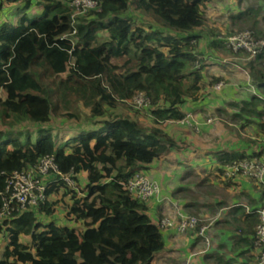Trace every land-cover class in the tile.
<instances>
[{
	"label": "trees",
	"instance_id": "16d2710c",
	"mask_svg": "<svg viewBox=\"0 0 264 264\" xmlns=\"http://www.w3.org/2000/svg\"><path fill=\"white\" fill-rule=\"evenodd\" d=\"M70 1L0 0V11L9 4L5 14L14 18L0 20V191L8 175L44 157L54 158L60 174L46 193H59L53 204L0 222V264H152L164 250L159 220L153 222L148 206L124 185L171 151L185 149L164 130L165 123L183 119V106L221 81L206 82L209 60L201 58L195 35L204 24L202 9L214 0H93L95 9L77 15ZM258 13L250 9L238 19H252L253 37L263 41L254 22ZM212 46L225 51L219 42ZM246 64L256 95L230 103L236 110L231 119L264 134V46ZM137 94L148 100L141 112L152 126L131 117L141 116L130 103ZM119 107L130 115L114 114ZM58 116L72 122L71 138L52 135L51 118ZM260 145L249 153L217 154L215 177L231 183L223 178L224 168L259 159ZM68 174L77 191L62 181ZM62 202L65 225L37 219L51 217ZM190 207L199 215L200 206ZM235 212L214 222L233 233L230 256L209 255L207 264H256L258 215L240 207ZM198 220L194 233L207 224Z\"/></svg>",
	"mask_w": 264,
	"mask_h": 264
},
{
	"label": "crops",
	"instance_id": "0c3cea01",
	"mask_svg": "<svg viewBox=\"0 0 264 264\" xmlns=\"http://www.w3.org/2000/svg\"><path fill=\"white\" fill-rule=\"evenodd\" d=\"M213 3V2H211ZM209 3V4H211ZM206 4L205 6H207ZM251 9V8H250ZM248 10V9H247ZM245 10V11H247ZM256 10V9H255ZM259 10V8L257 9ZM35 11V10H34ZM33 12H30L31 14H34ZM242 14V13H241ZM240 15V14H239ZM195 35L198 36V50L200 53H202L201 58L207 59L210 56V60L207 59L208 64L205 67V70H208V72L212 75L211 77L205 74V80L208 83L213 77L214 78H220L221 84H224L226 82L221 76H218L214 74L215 72L228 69L230 66H234L236 70H240V67L236 59L238 58L235 55L230 59L225 58L224 53L221 51L220 48L215 49L212 46V43L214 42L213 39V33L209 34L204 31V28L197 29L195 31ZM224 51V50H223ZM226 52V51H225ZM224 57V58H222ZM226 59V60H225ZM239 59V58H238ZM215 60V61H214ZM246 74H247V80L238 86H229L228 88L222 89L219 91H211L207 92L208 94H211L212 99L208 98L205 99L206 95H203L201 99L198 102L185 104L182 108L184 111H191L192 109H200L201 107L207 106H213V103L218 102V99L223 98H229L232 102H239L242 100H247L250 98L251 95H256V91L251 84V81L248 76V71L246 70V67L242 68ZM232 70V69H231ZM220 83L214 85L212 88L215 89L216 86H218ZM208 89V88H207ZM242 90V92L240 91ZM247 95L244 94L246 91ZM240 92L241 96H238L237 93ZM250 93V94H249ZM237 95V96H236ZM223 100H219V103L222 104ZM226 103V102H224ZM218 104V103H217ZM204 105V106H202ZM206 106V107H207ZM215 107V106H214ZM222 107H224L222 105ZM216 108L218 109V106L216 105ZM187 112H184V114ZM167 122L165 125H169ZM149 126H152L151 124ZM164 129V128H163ZM169 136H171L175 141L180 142V144L183 145L184 150H179L177 159L179 155L183 159L181 171L178 174V178L183 179H189L192 178L193 180H196V182H187L186 184H180L176 186V188H172V186H169L166 182V179L163 177L161 178L162 181L160 182V189L161 192L157 198H154L150 201H148L146 206H148L149 211L148 214L153 222H156L157 220H161L163 218H175L178 220L180 216H196L199 217L200 220L206 221L213 219L217 214L222 213L223 210H226L224 212V218L220 220H229L228 213L233 212L232 214H237L235 212L237 207L242 208L245 212L248 208L249 210H256L261 204L262 200V191L258 184L250 183V181H247L243 178H235L231 180V183L227 182L224 183L222 179L215 177V166H216V159L217 154L220 152L226 151L231 152L232 150L235 151H243L242 144L238 141H233L230 143L220 144V147H217L216 150L206 151L207 148L213 147L215 144L209 145L206 150L202 151V153H197L198 155H195L193 153L196 149H203V147L200 145L196 146L193 142H188V140L181 138L179 135H177L176 129H172L171 131L169 128L164 129ZM67 137V136H66ZM189 145V147L187 146ZM264 145V142H263ZM193 147V148H192ZM247 152L246 150H244ZM176 151L173 150L169 154H167L165 157L161 158L157 162L153 163L149 166V169L145 171L144 173L151 179V177L154 178V182L159 181L158 171L159 166L158 163L163 160L170 159V156H172L173 159L176 158ZM249 153V151L247 152ZM207 155V159L209 161L203 162L201 159V156ZM176 159V160H177ZM259 159L264 163V151L262 155L259 157ZM157 166V167H156ZM197 168H200V170L197 172ZM210 169L211 171L206 170ZM205 171H208L205 172ZM201 173L208 174L209 178H206L207 180L200 179L198 175ZM173 175V174H172ZM170 174L168 175V177ZM159 177V176H158ZM78 179L83 183L84 185L85 181V175L80 174L78 175ZM182 179V180H183ZM152 180V179H151ZM153 181V180H152ZM205 182V183H204ZM229 183L228 186L226 184ZM193 185V186H192ZM206 186L209 188V191H204L203 188H206ZM211 190L213 192H211ZM169 191V192H168ZM178 191L177 196L174 195ZM216 191H220V193H229L233 194L231 197H229L227 200H222L223 198L215 193ZM227 191V192H226ZM53 194V193H52ZM56 195V194H53ZM204 196H207L208 199H204ZM66 198V197H65ZM68 198V197H67ZM195 204L197 206H200L199 215L195 214V210H193L190 205ZM219 203H224L225 205L221 207L220 210H217V205ZM209 207V208H208ZM207 212L205 211L206 209ZM211 208H213V212H211ZM208 213V214H207ZM247 213V212H246ZM214 216H213V215ZM55 213L48 218H44L42 215H38L41 218V222L45 223L48 220L56 221L58 225H65V219H61L58 216L55 217ZM210 216L207 217V216ZM63 216L60 215V217ZM208 218V219H207ZM158 224V222H157ZM233 233H230V230L227 227H224L221 223H213L208 226L206 230V236L209 239V245L206 246L204 239L202 236L197 235L196 233H187L185 235H178L175 234L173 231H163L162 237L164 242V250L157 254L152 262V264H207V262H210V259L208 261H205V258L209 255H222L225 257H229V250H230V244H231V236ZM232 264H245L241 259H235L234 263Z\"/></svg>",
	"mask_w": 264,
	"mask_h": 264
},
{
	"label": "rangeland",
	"instance_id": "374dc122",
	"mask_svg": "<svg viewBox=\"0 0 264 264\" xmlns=\"http://www.w3.org/2000/svg\"><path fill=\"white\" fill-rule=\"evenodd\" d=\"M9 8H11V5L8 4V5H5V7L0 11V20H2L3 18H7V17H9V19L12 18V20H14L12 15H10V11H8L7 14H5V10L6 9L9 10ZM250 8L252 10H255V9L257 10L259 8L258 17L257 19H255L254 22L255 24H257L259 37L263 38V41L261 40L260 42H263L264 44V0H214L213 3L208 4L202 9L203 19H204V24L202 27L204 28V31L207 32L208 34L209 32L211 34L213 33V37L211 39H213L214 42H219L222 45L223 49H225L223 42L228 40L229 38L235 37L236 35L243 34L245 32L253 33V31L250 30V28L252 27V22H253L252 19H248L245 17L238 19L240 16L239 14L244 13L245 10L247 9L250 10ZM132 15L134 17L137 16L135 15L134 12H132ZM145 21L148 22L149 25H152L155 27L157 26L154 21H150L148 19H145ZM221 51L224 53L225 58L230 59L232 57L233 59L232 55L234 53L230 54L229 53L230 51L226 49H225L226 52L223 50ZM236 56L239 59L238 58H234V59H236V61L239 63L238 65L242 68L246 67L247 65L246 63L248 62L246 54L241 52V53L235 54V57ZM207 59L210 60V56ZM242 68H240V70L239 69L236 70L234 66H232V68L230 66L228 69H224V70L221 69V71L215 72L214 74L221 76V78H223L226 82H224V84L220 83L218 86L215 87V89H213L212 87H207L208 89L207 88L204 89L203 95H206L205 99H207V97L210 99L214 98L212 97L211 94L207 93L211 91V89L213 91L217 90L220 92L224 88H228L229 86H238L239 84L245 82L248 77H247L246 72ZM205 72L208 76L210 77L212 76L208 72V70H205ZM240 91L242 92V90ZM247 92L248 90L244 94L247 95ZM240 94H241L240 92L237 93L238 96H241ZM219 100H223L222 104L219 103ZM230 103H232V101L229 98H223V99L219 98L218 102H215V104L213 103V106L208 107L206 104L207 107L202 105L204 107H201L200 109L195 108V109H192L191 111H184V112H187L185 113V118L188 120L189 124H184V125L178 124L177 125L174 123H169L168 126L165 125L164 127H166V129L169 128L170 131L172 129H176V131L178 132L177 135H179L181 138L188 140L189 143L190 142L195 143L196 146H199V145L200 147L202 146L203 149L200 148L194 151L195 155H198L197 153L199 154L202 153V151L206 150V148L211 144H215V145H213V147L207 148L206 151H210V149L216 150L217 147H220L219 145L222 144L223 142L224 144L226 143L228 144L233 141H238L239 143H241L242 149L244 150L246 149L252 150L253 148H256L255 150H257L258 147L259 148L261 147L260 144L261 143L263 144L264 142V134H262L260 130L256 128L253 124H247L243 121L232 120L231 115L235 113L236 110L230 109L228 107ZM187 104H188L187 106L190 105V103H187ZM216 105L218 106V109L216 108ZM222 105L224 107H222ZM131 107H135V106L131 103ZM226 107L229 109H226ZM78 109L81 114L80 116H83L86 112L84 111L85 109H82L80 106H78ZM142 109L143 108H140V107L136 108V112L137 113L139 112V114L141 113V116H139L138 114L137 115L133 114L131 117L136 120L139 119L137 121H139V123L145 126L150 125V122L148 123V119L145 118L146 115H144V113L141 112ZM125 110H126L125 108L119 107L118 109L113 110V113L130 115ZM217 110H224L225 112L220 114L219 112H217ZM51 120H52L51 121L52 129L53 130L56 129L51 132L53 136L56 133L65 132V134L69 136V138L72 137L73 132L69 134L67 133V131L73 128L72 122L66 121V120L62 121L63 119L59 116L52 117ZM62 137L63 136H59L60 140ZM187 146L189 147V145ZM177 156H178V153L176 154L175 159H173L172 156H170V159L160 161L157 165L159 167L156 166L157 168H159V171L157 173L159 176V177L157 176L159 181L155 180V182L158 184L159 189H160V182L162 181L161 179L162 177L163 179L164 178L166 179L165 183H167L169 186H172V188H176V186L180 184H186L187 182H192V181L196 182V180H193L192 178H189V179L178 178V174L181 171V167L183 166L182 165L183 159L181 158L180 155L177 159ZM206 156L207 155L201 156V159L203 162L209 161ZM199 170L200 168H197V172ZM206 170H208V168H206ZM208 171H211V170L209 169ZM208 171H205V172L208 173ZM169 174L170 176L168 177ZM198 176H200L199 180L200 179L207 180L206 178H209L208 174H204V173H201ZM151 179L154 181L153 177H151ZM246 180L250 181V183L251 182L254 184L257 183L253 181L252 179H246ZM203 189L205 192L209 191V188L207 186L206 188H203ZM160 192H161V189H160ZM211 192L213 191L211 190ZM215 193L218 195L217 196L218 198L219 196H221L223 198L222 200H227L229 197L233 195V194L231 195L229 193H225V191L224 193H220V191H216ZM59 198H60L59 193L58 195L51 194L47 196L45 202L46 204L47 203L53 204L52 202H54L55 200ZM65 199H67V197ZM204 199H208V197L204 196ZM63 204L64 203L62 202V203H59V205H54V208H56L55 217L58 216L59 218L64 219L63 216L60 217V215L64 214L62 207H61L63 206ZM207 210L209 211L208 208L205 211L207 212ZM211 212H213V210H211ZM224 212H226V210H223V212L220 213L217 218H220V219L224 218V215H223ZM210 216L208 215L207 217L210 218ZM37 219L41 221V218L40 216L38 217V214H37ZM27 240H28L27 237L21 238V241L23 243H26ZM3 245H4V240L3 238L0 237V250L2 249Z\"/></svg>",
	"mask_w": 264,
	"mask_h": 264
},
{
	"label": "built area",
	"instance_id": "2783aa9c",
	"mask_svg": "<svg viewBox=\"0 0 264 264\" xmlns=\"http://www.w3.org/2000/svg\"><path fill=\"white\" fill-rule=\"evenodd\" d=\"M68 6L77 15L95 9L96 2L93 0H71ZM223 43L225 49L234 54L245 53L248 61L254 60L259 53V49L264 46L263 42L254 39L252 32L236 35ZM131 103L135 108H147L149 106L148 100L142 94H137L132 98ZM172 123L177 125L189 124L185 117ZM57 175L60 174L52 156L42 158L35 166L14 171L8 175L4 188L0 191L2 203L0 222L8 220L14 215L37 209L44 204L47 198L48 186L55 182L54 179ZM223 178L226 180H233L235 178L252 179L264 191V163L260 159L234 163L224 168ZM61 179L71 191H77L70 174L61 176ZM124 189L132 198L143 203L157 198L160 194L158 184L152 181L143 171L132 175L124 185ZM253 211H255L259 219L254 237L256 264H264V194L260 206ZM246 212L250 213L252 210L247 208ZM219 214L213 219L206 221L207 224L202 226L196 233L203 237L206 246L209 245V239L205 237L206 230L209 225L218 219ZM198 222L199 220L195 216L181 215L178 220L175 218L161 219L158 227L162 232L170 230L175 234L185 235L194 232Z\"/></svg>",
	"mask_w": 264,
	"mask_h": 264
}]
</instances>
